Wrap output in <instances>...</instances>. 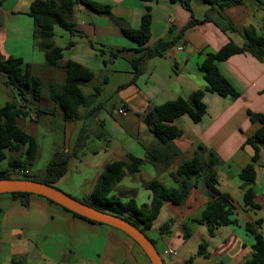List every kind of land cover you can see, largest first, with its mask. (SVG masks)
<instances>
[{
	"label": "crops",
	"instance_id": "crops-1",
	"mask_svg": "<svg viewBox=\"0 0 264 264\" xmlns=\"http://www.w3.org/2000/svg\"><path fill=\"white\" fill-rule=\"evenodd\" d=\"M33 1L0 0V58H21L42 81L41 98L32 100L29 93L31 102L17 119L38 143L37 158L28 167L44 174L55 152L72 153L65 175L55 184L82 199L91 194L107 164L128 160L129 154L142 158L139 170L126 172L112 190L123 201L134 199L140 206L151 201L148 183L158 179L168 187H178L172 177L178 165L195 154L207 162L212 152L219 159L215 166L217 186L231 196L238 223L218 227L214 236L208 234L207 227L197 219L211 191L204 177H199L184 201L163 204L146 234L156 245L151 233L165 224L166 231H170L168 221L174 222L177 233L184 237L191 235L189 224L198 230L203 225L207 257L196 252L190 256L192 264H243L250 259L253 234L245 224L262 220L258 230L264 234L263 147L255 163V181L249 183L240 174L255 153L246 140L261 126L258 120L250 119V113H264V57L242 51L217 61L221 73L239 92L237 97L208 91L200 65L230 40L243 46L247 32L264 36V0H244L223 9H212L206 0H189L190 8L180 0H94L108 4L111 14L77 6L71 18L72 30L56 25L54 41L63 48L61 63L71 59L93 70L94 76L81 85L86 98L101 93L106 98L91 106L84 104L79 116L70 120L49 96V85L62 83L65 70L48 65L38 46L34 21L28 14ZM146 4L152 8V33L146 45L154 46L169 36L180 37L163 53L147 56L136 69L133 60L138 55V43L126 35L123 25L139 27ZM207 12L232 28L223 30L212 20L189 25ZM85 83H90L86 89ZM199 89L205 90L206 113L199 122L188 114L174 120L182 134L173 140L177 151L173 150L155 137L145 115L168 100L191 99ZM14 99L22 103L17 90L6 83V74L0 71V106ZM120 107L127 109L126 115L118 112ZM82 129H87L86 145L73 153ZM16 151V158L24 160L25 146L19 150L6 148L0 155V161H6L4 168ZM250 187L260 208L244 202V193ZM13 259H23L26 264H152L142 247L115 226L79 218L39 194L4 192L0 193V264H12Z\"/></svg>",
	"mask_w": 264,
	"mask_h": 264
},
{
	"label": "trees",
	"instance_id": "trees-1",
	"mask_svg": "<svg viewBox=\"0 0 264 264\" xmlns=\"http://www.w3.org/2000/svg\"><path fill=\"white\" fill-rule=\"evenodd\" d=\"M143 1L147 3L152 0ZM180 1L185 2V5L190 8L189 0ZM243 1L206 0L212 9H223L242 3ZM80 5L111 14V7L108 4H102L94 0H34L28 11L35 25L34 36L39 39L38 46L45 53L46 63L50 66H61L65 70L64 81L60 84L51 83L48 92L50 98L58 102L63 108L66 120L79 116V110L86 101V94L81 85L90 80L94 76V72L89 67L71 59L61 63L63 48L56 45L54 41V28L58 25L71 31L73 27L71 18L76 7ZM151 10V6L146 4L139 27L134 28L126 24L123 25L126 35L138 43V47L135 49L138 55L133 60L136 69L147 56L163 53L169 46L176 44L180 37L169 36L168 38L160 39L154 46L146 45L152 33ZM207 20L215 21L223 30L232 28L228 24L213 19L210 12H207L202 19L191 20L189 25ZM101 51L103 52L104 50ZM242 51H250L256 57L263 58L264 36L257 35L255 32H247L246 42L243 46H238L230 40L216 53L209 54L200 65V69L209 85L208 91L216 92L222 96H239V92L219 70L217 61L227 59L232 54ZM0 71L6 74V83L17 90V94L22 100L21 103L14 99L0 106V155L4 153V149L6 148L19 150L21 146H25L24 160L13 157L9 161L8 167L0 170V178H31L55 185L65 175L72 153L64 151L55 152L47 163L45 172L41 177L30 175L27 172L17 175L12 174L20 168L28 167L37 158V139L25 131L18 124L17 119L26 112L25 107L31 102V99L27 95L31 93L32 100H39L43 89L41 79L32 73L30 64H24L23 60L19 57L0 58ZM204 94L205 90L199 89L194 92L191 99L177 97L155 106L152 111L148 112L145 115V121L150 126L155 137L160 142L167 144L169 148L176 150L173 140L182 134V130L173 124V122L178 116L183 114H188L194 122H199L206 113V104L203 101ZM39 111L46 112L45 109H39ZM250 119L253 121L258 120L261 126L246 140V143L254 147L255 153L251 161L242 169L240 177L252 183L255 181L257 175L255 163L258 159L259 150L261 147L264 148V113H250ZM85 133H87V129H82L73 153H76L79 148L86 145L87 137ZM200 148L205 147L201 145ZM149 154L150 158H152L153 153L149 152ZM211 154L212 156L207 162L203 161L199 154L183 160L178 165L177 170L172 173L173 179L178 182V187H168L158 179L152 180L146 185L152 192L151 201L140 206L136 204L134 199L123 201L121 197L112 193L114 185L124 177L126 172L134 173L138 171L143 162L142 158L129 154L128 160H115L107 164L91 194L80 200L97 209L122 216L146 232L147 229L152 227L165 202L181 203L188 196L192 186L197 185L198 178L204 177L205 183L211 191V198L206 204L202 216L197 221L207 227L210 236H214L218 227L237 224L238 220L231 196L228 193L222 192L217 186L218 180L215 166L218 164L219 159L213 156L212 152ZM9 193L20 196L35 194L18 191ZM44 197L50 202L57 203L46 196ZM244 202L251 207L260 208V205L255 202V192L251 187L244 193ZM61 206L79 218L90 222H99L70 210L63 205ZM262 224L263 221L260 219L256 220V222H247L245 224L246 230L253 234V255L243 264H264V234L258 230ZM153 242L155 243V241ZM207 246L208 243L206 241L201 242L197 254L207 257ZM192 262L193 257H190L185 261V264H192ZM12 264H26V261L23 259H13Z\"/></svg>",
	"mask_w": 264,
	"mask_h": 264
},
{
	"label": "water",
	"instance_id": "water-1",
	"mask_svg": "<svg viewBox=\"0 0 264 264\" xmlns=\"http://www.w3.org/2000/svg\"><path fill=\"white\" fill-rule=\"evenodd\" d=\"M16 191L46 196L83 216L115 226L125 231L142 247L152 264H165L155 243L149 238L146 232L122 216L88 205L82 200L47 182L22 177L0 178V193Z\"/></svg>",
	"mask_w": 264,
	"mask_h": 264
},
{
	"label": "rangeland",
	"instance_id": "rangeland-1",
	"mask_svg": "<svg viewBox=\"0 0 264 264\" xmlns=\"http://www.w3.org/2000/svg\"><path fill=\"white\" fill-rule=\"evenodd\" d=\"M88 85H90V83H85L84 89H86ZM105 98V93L96 94L94 98H86L85 104L87 106H91L92 104L97 103L99 101H104ZM87 143V145H91L90 141H87ZM12 154L14 155V157H17V155H19L18 151L13 152ZM4 163L6 165V161H0V170L4 168ZM22 172H27L30 175H36L38 177H41V175L43 174L40 171L31 170L29 167L23 169L20 168L19 170L14 171V173L12 174L17 175L21 174ZM57 187L60 188L59 186ZM161 223H163V220L160 218L158 224L161 225ZM168 223L169 228H171L170 231H166V226L168 225L165 224L163 229L157 228L156 231H152L153 234L151 233V235H153L152 237H155L157 241L156 248L159 251L161 257L163 258L165 264H185L186 259H188L190 256H195V253L199 249V244L203 241H206V227L200 225V228L204 230L202 231L201 229L198 230V228L195 229L192 224H189L191 225V235L190 237H184V235H182L181 233H177V225H174V222L168 221L167 224ZM165 247L166 249L173 248L176 251V255H169L164 253L163 249Z\"/></svg>",
	"mask_w": 264,
	"mask_h": 264
},
{
	"label": "built area",
	"instance_id": "built-area-1",
	"mask_svg": "<svg viewBox=\"0 0 264 264\" xmlns=\"http://www.w3.org/2000/svg\"><path fill=\"white\" fill-rule=\"evenodd\" d=\"M118 112L121 115H126L127 114V109L125 107H120L118 109ZM164 253L169 254V255H176V251L173 248L166 249Z\"/></svg>",
	"mask_w": 264,
	"mask_h": 264
}]
</instances>
